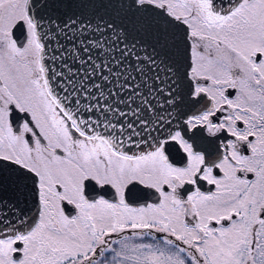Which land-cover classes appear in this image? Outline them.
<instances>
[{"label": "snow or ice", "instance_id": "1", "mask_svg": "<svg viewBox=\"0 0 264 264\" xmlns=\"http://www.w3.org/2000/svg\"><path fill=\"white\" fill-rule=\"evenodd\" d=\"M0 264H264V0H0Z\"/></svg>", "mask_w": 264, "mask_h": 264}]
</instances>
